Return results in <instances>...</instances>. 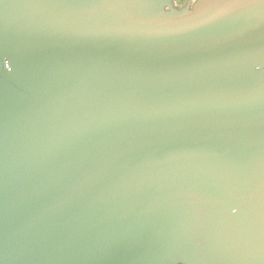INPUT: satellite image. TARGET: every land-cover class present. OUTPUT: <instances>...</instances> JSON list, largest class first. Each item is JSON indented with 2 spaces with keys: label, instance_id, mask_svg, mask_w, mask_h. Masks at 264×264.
Masks as SVG:
<instances>
[{
  "label": "water",
  "instance_id": "water-1",
  "mask_svg": "<svg viewBox=\"0 0 264 264\" xmlns=\"http://www.w3.org/2000/svg\"><path fill=\"white\" fill-rule=\"evenodd\" d=\"M0 264H264V0H0Z\"/></svg>",
  "mask_w": 264,
  "mask_h": 264
},
{
  "label": "flooded vegetation",
  "instance_id": "flooded-vegetation-1",
  "mask_svg": "<svg viewBox=\"0 0 264 264\" xmlns=\"http://www.w3.org/2000/svg\"><path fill=\"white\" fill-rule=\"evenodd\" d=\"M176 5L180 7V6H183V5H185V2L176 1Z\"/></svg>",
  "mask_w": 264,
  "mask_h": 264
}]
</instances>
